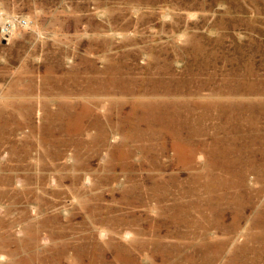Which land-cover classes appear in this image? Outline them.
Masks as SVG:
<instances>
[{"label": "rangeland", "instance_id": "1", "mask_svg": "<svg viewBox=\"0 0 264 264\" xmlns=\"http://www.w3.org/2000/svg\"><path fill=\"white\" fill-rule=\"evenodd\" d=\"M0 264H264V0H0Z\"/></svg>", "mask_w": 264, "mask_h": 264}]
</instances>
